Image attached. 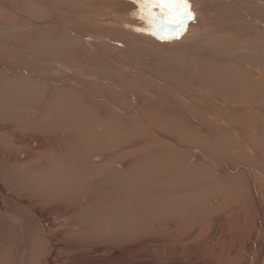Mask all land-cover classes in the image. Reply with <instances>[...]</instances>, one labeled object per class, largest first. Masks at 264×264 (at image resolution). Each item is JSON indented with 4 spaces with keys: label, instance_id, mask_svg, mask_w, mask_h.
Returning <instances> with one entry per match:
<instances>
[{
    "label": "bare ground",
    "instance_id": "6f19581e",
    "mask_svg": "<svg viewBox=\"0 0 264 264\" xmlns=\"http://www.w3.org/2000/svg\"><path fill=\"white\" fill-rule=\"evenodd\" d=\"M93 1L94 0H92V3L91 1L90 3H88L82 0L79 1L78 0H11L9 5V3L7 4L3 2V0H0V49H2L0 52V128H2L0 129L2 130L0 131V168H1L0 169L1 170L0 172V210H1L0 242L5 240L4 241L5 248L7 245H8L7 247H9L12 240L10 241L5 239L7 236L10 237L11 235L20 234L23 231L28 232L27 235H30L29 233H31L32 230H35V232L37 231V233L44 235L45 237L47 236L48 237L47 239H50L48 244L49 249L47 250V252H45V256L43 257L44 258L43 264H50L52 258H56L57 260H63V262L71 261L77 255L76 253L83 252L87 249H83V247L81 249L79 247V245H81L80 244L81 241L80 243L79 241H75V243L71 244V246L67 245L66 243L62 244L61 249L65 250L66 248V251L67 250L69 251L68 254L67 253L61 254V258L57 257L59 255L56 256L54 254V250H56L57 252L60 250H57L58 243H56L54 239H53L54 241L52 240L53 235L54 237L59 238L58 234L61 235L62 230H65L66 228L69 227L75 229L74 226H70V225L68 226L67 217L65 218V216H62L56 218L55 213L58 210V208H60L59 209L60 211L63 210L68 214H70L71 218L74 215L76 216L85 215L83 216L81 222V225L83 226H79L80 229L78 228V226H76L79 231L76 232L75 234L72 233V235L74 236H79L78 234L79 232L82 233L84 231V228H88L87 224L85 223V220L93 219L95 217L93 214H88L89 212H92L91 209H93L94 207L97 209L96 214L103 218L102 219L103 221L101 222H103L104 232L108 234L107 240L110 241L113 245H115L116 248L118 247L124 248V252L126 249V251L129 250L130 254L132 253L134 255L135 252H137V250L141 248L140 247L141 243H144L145 245H149V248L151 250L154 251L164 250V252L166 250L173 251L175 247L178 248L179 251L184 252L185 250H188L187 245L188 246L190 245L189 247L191 249H194L195 254L198 255V262L199 260L200 261L202 260L203 264H217L216 257H213L210 262H207L205 258L206 250L211 251L210 254L217 253L216 251L213 250L214 247L217 245L219 248L221 247V245H223V241L220 238H218L219 236L216 235V233L214 234L213 224L215 222L214 220L215 218L209 221H205V219H207L206 214L204 216V219L202 218V216L200 218H195L196 221L202 220L203 225L202 228L200 227L201 231L199 232H196L195 228H191L194 226L193 222L190 223L189 226L187 225V227L185 228V222L188 219L184 218L186 214H184L183 212L185 211L186 213L187 210L184 209L183 211L182 208H184V206H186L187 203H189L190 200H192L194 195H198L200 191L198 192L199 189L197 188L191 191L187 182L186 183L180 182L176 178L177 176H181L183 178H188V179H190L191 177L187 175L188 172H186V170H184V168L181 167L178 157H177L178 162L176 161L173 162L174 161L173 159L164 161V159L150 160L149 157L146 156L142 157L141 155L142 143L138 138V133L136 132V129H134L133 127L131 128V126L125 125L124 122L120 121V119L121 120L124 119L118 118L120 121L119 123L104 122L101 124L95 123L96 125L94 124V122L86 123L87 125H85L84 123L82 124L76 123L75 121L78 120V118L81 116V113L79 114L80 115L79 117L78 115L75 116H68V114L61 115L60 111L62 110L59 111L57 109V106L53 108L54 105H57V103H53L54 101H56L55 100L56 96L51 95L52 97H50L49 102L41 104L44 105V108H42L44 109V112L46 107L49 108L48 110L50 111L52 110V112L48 114V116H46L45 114L46 112L44 113L42 109H41L42 110L41 113H38L36 112V110H34L33 113L26 116L19 114H12V113L10 114L8 112L9 104L11 105V102L9 101L11 97H15L19 94L25 96L29 95V89H31L30 85L32 84V82L35 84L36 82L38 83L40 82L39 77L41 78V73L43 72H41L38 69V67L39 65L42 66L40 63L45 64L46 62H48V61L45 62L43 60L44 57L50 56L53 59L54 58H57L59 60L65 59L64 61L67 64H73L76 61V58L74 57L83 56L90 60L87 61L90 62L88 63V66L84 68L86 70H89L90 67L93 66V63H95L96 61L94 60L95 58L92 59V56L88 54L86 50L81 49L82 47L72 49V54H70L69 50L71 49L73 43H75L74 39L72 38L73 35L71 36V34H69L68 31H63L62 29H59L61 27L46 28L45 27L46 25H50L48 23L49 19H47L46 22H43V24L41 22L36 24L35 23L30 24L28 22L27 24L25 20L19 19L20 20L19 21L17 18H16L17 21L13 22L14 18L7 12L8 10L5 9L9 7H11L12 9L13 7H15L16 9L20 10L21 8L25 7L26 10L29 9L30 11L36 13L34 14L35 15L34 20L36 15L37 18L38 17L43 19L48 17L52 18L50 16L53 15H51L52 13H49V11L57 14H61L63 10H66V12L63 13L67 15L68 21L65 20L63 22L72 24L73 21L75 20L74 24L75 23L80 24L81 22V24H86L87 26H89V28L90 27H92V29L98 28L99 30H109L110 26L114 27L116 28L115 32L117 33L119 38H123V40L128 39L130 45L129 47L130 53L141 54L143 56L142 59H145L144 63L153 66L154 68H152V71L157 75L158 73H164L166 71L170 72V70L173 72L174 70L177 73H182V77L184 76L185 78L187 74H184L183 72H189V75L193 76L194 80L198 83V86L201 87L202 90L206 91L212 89L213 91L216 90L218 94L222 95V94H226L227 92L225 90H229V88L237 81L238 83L241 81L243 83L247 82L248 86L246 87V90L248 89L254 90L257 88L256 83L264 80L261 76L263 75L262 71L260 73L261 74L260 76L257 75L258 77H256L255 75L254 77L253 73H256L257 72L256 70H254L255 72L253 71L252 73V71L250 72L249 69L247 68H244L247 70H243V71L240 70L242 68L240 69L236 68V65L242 66L244 62L241 60V58H239L241 54L238 53L236 49H234L235 42H238L236 46L238 44L241 45L247 44L248 46L249 44L255 45L257 37L259 38V41L260 40L263 41L262 45L264 46V27L258 24V22L264 20V0H211L213 4H207L204 7L202 5H198V11H201L200 17L201 18L203 17L205 21L203 20L200 23H196L193 25V27H191V29L188 28L187 31H183V32H178L175 28L158 29L161 31V33L162 32L165 33V35L161 34L163 36H160L157 33H156L157 35H155L154 32L152 31L154 27L148 24L147 22H145V20L139 19L142 22L141 25L143 27L138 25L137 28H134L131 25L134 26L135 24L130 25L131 18L132 17L137 18L136 16L138 15H134V14L140 11L134 0H100L104 2V3L102 2V4H94ZM189 1L190 0H188V3L190 4L191 1L190 2ZM77 3H78V7L80 8L76 7ZM243 3L249 5L250 7L258 6L261 4L260 6H263V10L261 9L262 10L261 13L259 12L261 15L251 14L248 12L249 9L246 10L245 13L241 14L240 7H238V5ZM110 7L112 8L113 11L128 10V13L127 14L121 13L117 17L113 15L114 12H111L109 10ZM42 9H44L46 12L42 11ZM153 11L157 12L158 10L154 9ZM25 12L29 13V11H25ZM70 18L73 19V21ZM77 20L79 23L76 22ZM51 21L53 22L54 20L52 19ZM203 24L207 25L206 29L203 28L204 27ZM30 25L31 26L33 25L31 29L32 31L29 28ZM198 28H200V30H204V32H202L201 34H195L196 35L195 38L200 39L201 41L205 40L204 43H201V41L198 42V40L196 41L194 40V38L189 37L191 35L190 32L192 30L196 32ZM146 32H150L151 36L152 35L153 36L152 37L147 36L148 33L146 34ZM88 35L85 37L86 41L90 40ZM165 36L166 38H163ZM60 37L63 38L61 39ZM242 37H244L245 41L242 39ZM152 38L160 39L159 42L160 44L155 42ZM176 39L183 40L187 44H191V45L195 44L194 46L197 45L200 47V49H203L205 52L204 54L206 53L208 54V55L206 54L207 57L205 58L207 60L206 63L205 64H202L201 62L197 63L198 61H200V55H201L200 52L199 53L196 52L195 54H192L197 56L194 57V59H198V60L190 59L191 58L190 54L188 55V53L186 52L187 49L186 43H185L186 45L182 44L180 48H171L172 45H175V43H177L175 42ZM162 42L164 44H161ZM142 44H148L153 47H148ZM155 44H158L159 47L161 48L155 47L154 46ZM202 44L206 48H210V50H208L207 52L206 49L202 47ZM3 49L5 50L3 51ZM68 53L70 54V56ZM204 54L202 53V55ZM147 55L149 56V58ZM254 57H256V60L259 61V64L262 66L263 64L261 63L263 62L264 59L263 53L260 56H254ZM237 59H239L238 61L239 63L234 61ZM182 60H184V62ZM95 65L97 66L95 69L96 71H98L100 81H103L104 78L108 77L106 76V73L114 74L113 70L115 69H113V67L107 68L105 62H100V63L97 62L96 64H94V66ZM19 66H22L20 68L21 70L19 69ZM72 66L75 67V65ZM239 66L237 67L239 68ZM58 67L61 68L62 66L58 64ZM235 70L237 72H235ZM167 74H163V75L167 77L168 80H170ZM256 74H258V72ZM208 79H212V81H207ZM171 81H173L171 82L173 89L179 86L174 79ZM179 89L185 92L184 90L185 88L182 89L181 87H179ZM153 91H156V93L160 92L158 89H153ZM54 93L55 92L53 91L51 92V94L53 95ZM56 93L59 94V91H57ZM58 97L60 98L58 107L64 106L65 108L71 102L70 99H72V97L70 98L68 93L60 94V96ZM131 99L133 101H136L135 97L133 96L131 97ZM36 105L38 104L36 103ZM33 107L36 108V106ZM37 107L38 109H40L39 105ZM18 110L19 109L17 108V113L19 112ZM112 115L114 116L115 114ZM60 119L63 122H61ZM71 121H74V123ZM153 132L155 133V131ZM34 137L39 138L40 142H38ZM47 137H50L51 141H47ZM35 145H37L36 148L33 147ZM158 148H162V147L159 146ZM177 148L179 149V147ZM49 152L54 154L56 157H58L55 160L56 164L59 165L57 168L56 166L54 167L52 166L51 164L53 163L52 158L51 160H48L49 162L43 163L44 154ZM238 152L239 151H237V153ZM183 159H187V158H183ZM144 165L151 167L156 166L158 170L154 169L155 167L153 168V173L154 172L157 173L154 176L159 175L161 177H159L157 181L155 180L156 182L147 181L146 179L144 180L141 177V173L142 171H144L143 169H145ZM189 171L191 172V170ZM11 182H13V184H11ZM150 187H152V189ZM12 188L16 192H18L20 196L22 195L23 198L14 195L12 192ZM240 195L242 196V194H239V197L241 198ZM162 197L164 198V202H162L161 204L160 202L163 201L161 200ZM242 197L244 198L245 196ZM36 198L38 199L41 198L39 199L41 200V202L45 200V204L46 202H51V207L47 208L46 212H43L42 208L36 207L37 203L35 204V206L33 205L32 200H35ZM5 199H8V202L10 203L14 202L13 204L17 202L16 205L22 207V209H24L25 211L27 210L26 213H28V218L26 217L25 223L20 222V220L17 217L15 218L14 214H12L7 209L8 207L4 202L6 201ZM216 200L217 201L214 202H219L217 198ZM43 202L42 204H44ZM174 202H176L177 204ZM157 204L161 208H163V210L164 207H166L167 211H166L165 220L158 219L154 221L155 218L152 217L153 220L151 222L148 221L145 222V224H143L141 219L142 209L145 207H150V205L152 208H155ZM172 204L173 206H171ZM58 205L60 207H57ZM25 206L26 208H24ZM171 207H173L172 211L175 208V210H177L181 214L183 213L182 215L184 217L183 216L182 217L184 218L183 220L185 221V222L184 221L179 222L180 225L178 224L174 225L175 228L173 227V224L170 220L171 215L169 217V211H171L170 209ZM262 209L260 210V212L262 211ZM172 211L170 212L171 214ZM210 212L212 213V211ZM45 213L48 214L46 215ZM97 215L96 217H98ZM31 216L34 219L33 222L30 221ZM7 217L8 218L10 217L12 219V222L6 221L5 219ZM187 217H188V213H187ZM228 218H230V216ZM237 218H238V214H237ZM238 219L241 220L242 218H238ZM50 220L52 221L50 222ZM54 222L57 225H55ZM188 223L189 222L187 221L186 224ZM75 225L78 224L75 223ZM143 230H145V233L143 232ZM174 230L177 231L175 234L176 238L175 236H173ZM181 231L184 232L181 234ZM237 231L234 232L236 233ZM254 231H256V229H254ZM259 231L261 232V230ZM4 235L6 236L4 237ZM55 235H57L58 237ZM90 235H86L85 237H83L82 241L84 243L87 242L91 243L92 240H95ZM61 236L64 235L62 234ZM99 238L101 239V236ZM236 247L231 248L229 252V260L233 261L236 264H248L247 262L248 259H246L247 256L244 254L240 255L239 250L241 249ZM96 249L92 251L94 252L96 251ZM6 251L8 252V250ZM108 251L110 252V250ZM34 252H32V254ZM88 252H86V254H88ZM187 253L189 252L187 251ZM185 254L186 253H184L183 255ZM8 255L9 252L7 256ZM8 258L9 257H7V260L9 261L10 258L9 259ZM123 258L125 257L123 256ZM189 259L191 260V258ZM92 261L90 262L91 264L93 263ZM5 263H6L5 260L0 259V264H5Z\"/></svg>",
    "mask_w": 264,
    "mask_h": 264
},
{
    "label": "rangeland",
    "instance_id": "374dc122",
    "mask_svg": "<svg viewBox=\"0 0 264 264\" xmlns=\"http://www.w3.org/2000/svg\"><path fill=\"white\" fill-rule=\"evenodd\" d=\"M82 1H86L88 3H90L91 1L92 3V0H82ZM190 1L189 2L191 4V11L193 13L194 18L188 22L186 29L184 31H187L188 28L191 29V27H193L194 24L200 23L201 21L204 20L203 17L202 18L200 17L201 11H198V5H202L204 7L207 4H213L211 0H206V1L190 0ZM3 2L7 4L9 3L10 5L11 0H3ZM93 2L94 4H102L103 1L94 0ZM260 5L250 7L249 5L243 3V4L238 5V7H240L241 14L245 13V11L249 9L248 10L249 13L255 14V15H261L260 13L263 10V6H260ZM76 7H78V3L76 4ZM5 10H8L7 12L14 18L13 22L17 21L16 20L17 18L18 20L19 19L25 20L27 24L28 22L30 24L31 23L36 24L39 22L43 24V22H46V20L49 19L48 23L50 25H46L45 26L46 28L61 27L59 29H62L63 31H68L69 34H71V36L73 35L72 38L74 39L75 43H73L71 49L69 50L70 54H72V49L82 47L81 49L86 50L87 53L92 56V59L95 58L94 60L96 61L95 63H93V66L90 67L89 70H86L84 68L88 66V63L90 62H87V61H90V60L83 56L74 57L76 58V61L73 64H67L64 61L65 59L59 60L57 58L53 59L50 56L44 57L43 60L45 62L46 61L48 62H46L45 64L40 63L42 66L39 65L40 68L38 67V69L41 72H43L41 73V78L39 77L40 82L39 83L36 82V84L33 82L32 84L30 83L31 89H29V95L25 96V95L19 94L15 97L10 98L9 101L11 102V105L9 104V109H8V112L10 114L12 113V114H19V115L26 116V115H30L31 113H33L34 110H36V112L38 113H41L42 110L44 112V109H42L44 108V105H41V104L49 102L50 97L56 96L55 97L56 101H54L53 103H57V105H54V106L52 105V106L53 108L57 106V109L59 111L62 110L60 111L61 115H64V114L65 115L68 114V116L78 115L79 117L80 116L79 114L81 113V116L78 118V120L75 121L76 123H80V124L84 123L85 125H87L86 123H91V122H94V124L95 123L101 124L104 122L105 123H108V122L119 123L120 121H122L124 122L125 125L131 126V128L133 127L134 129H136V132L138 133V138L140 139V142L142 143V146H141L142 157L144 156L149 157L150 160L164 159V161L173 159L174 160L173 162L175 161L178 162L177 159L179 158L181 167H183L184 170L188 172L187 175L191 177L190 179L183 178L181 176H177L176 178L180 182H185V183L187 182L191 191L195 190L196 188L199 189L198 192L200 191L198 195H194V197L192 198L193 201L190 200L191 204L189 202L187 203L186 206H184V208H182L183 211L184 209L187 210L186 213L185 211L183 212L184 214H186L185 217L182 215L183 213L181 214L180 212L175 210V208L173 209V211L175 212L172 211L173 207L170 208L172 211V214L174 213L172 215L170 213L171 211H169V217L171 215L170 220L173 224V227L175 228L174 225L176 224L180 225L179 222H183L184 221L183 219L187 218L188 220H186V222L184 221L185 228L187 227V225L189 226L190 223L193 222V225L196 227L193 226L191 228H195L196 232H199L201 231V228L203 225L202 220L196 221L195 218H200L202 216V218L204 219V216L206 214V218L208 220L205 219V221H209L215 218L214 219L215 222L213 224L214 234L216 233V235L219 236L218 238H220L223 241V245H221V247L218 248L217 245L214 247L213 250L216 251L217 253L210 254L211 251L206 250L207 257L205 256V258L207 262H210L213 257H216L217 264H236L233 261L229 260V252L231 248L233 247L235 248L236 246H238L236 248L241 249L239 250L240 255L244 254L247 256L246 259H248L247 261L248 264H255V263L264 264V157H263L264 156V80L256 83L257 88L254 90H249V89L246 90V87L248 86L247 82L243 83L241 81L238 83L237 81L229 88V90H225L227 92L226 94L220 95L217 93L216 90L213 91L212 89L204 91L201 89V87L198 86V83L194 80L193 76L189 75V72H183L184 74H187L186 76L187 78L186 77L184 78V76L182 77V73H177L174 70L173 72L170 70V72L166 71L164 73H158V75L160 74L158 76L156 73L152 71V68H154L153 66H150L144 63L145 59H142L143 56L141 54L130 53V50H129L130 45H129L128 39L123 40V38H119V36L115 32L116 28L114 27L110 26L109 30H99L98 28L92 29V27L89 28V26H87L86 24H81V22L80 24L82 26L77 23L74 24L75 20L73 21V19L71 18L70 19L73 21L72 24L63 22L65 20L68 21L67 15L63 13V12H66V10L62 11L61 14L63 15L49 11V13H52L51 15H53V16H50L52 18H49V17L45 19L40 18V17L37 18V15H36L35 20H34V16H35L34 14L36 13H34L33 11H30L29 9L26 10L25 7L21 8L20 10L16 9L15 7H13L12 9L11 7H9V8H6ZM109 10L111 12H114L113 15L117 17L121 13L122 14L128 13V10H125V11L123 10L115 11L114 10L113 11L111 7L109 8ZM157 10H158L157 12L159 13V9ZM25 11H29V13ZM42 11L46 12L44 9H42ZM32 13H33V16H32ZM136 17L137 18H134V17L131 18L130 25L135 24L134 26L131 25L134 28H137L138 25L143 27L141 25L142 22L139 20L140 18L138 16ZM50 19L51 20L53 19L54 21L52 22ZM263 21L264 20H261L260 22H258V24L261 25L262 27H264ZM76 22H78V20ZM203 26H204L203 28L206 29L207 25L203 24ZM32 27L33 25L32 26L30 25L29 27L30 30L32 29ZM152 31L154 32L155 35L157 34H159L160 36L165 35V33L163 32L161 33V31L156 28H154ZM196 32L192 30L190 32L191 35L189 37L194 38V40L196 41L198 40V42H200L201 41L200 39L195 38L196 36L195 34H201L202 32H204V30H200V28H198ZM147 33H148L147 36H151L150 32H146V34ZM74 35L77 36L78 38L75 37ZM87 35L90 38V40L88 41H86L85 39ZM60 38L62 39L63 37H60ZM163 38H166V36ZM152 39L157 43L160 42V39H156V38H152ZM242 39L245 41L244 37H242ZM204 41H201V43H204ZM175 42L177 43H175V45H172L171 48H180L182 44L186 43L183 40H179V39L178 40L176 39ZM237 43L238 42L234 43V49H236V51L241 54L239 58H241V60L244 63L242 66L236 65V68L237 69L242 68L240 69L242 71L249 69V71L250 72L252 71V73L254 70H256L258 74H256L257 72L253 73L254 77L255 75L256 77H258L257 75L260 76L261 71L263 72L262 74L264 75V59H263V62L261 63L263 65L261 66L259 64V61L256 60V57H254V56H260L262 53L264 56V50H263L264 46L262 45L263 41L262 40L259 41V38L257 37L255 45L249 44L248 46L247 44H243V45L238 44L236 46ZM161 44H164V43L162 42ZM142 45L153 47L148 44H142ZM190 45L191 44L186 45L187 47L186 52L188 53V55L190 54V57H191L190 59L198 60V59H194V57H197V56L192 55V54H195L196 52L197 53L200 52L201 53L200 61H198L197 63L201 62L202 64H205L207 61L205 59L207 57L206 56L207 53L204 54L205 53L204 50L200 49V47L197 45L194 46L195 44H192L193 46L191 45L192 48L190 47ZM154 46L159 47L158 44H155ZM202 47H204L207 52L208 50H210V48H206L203 44H202ZM1 50L2 49H0V52ZM4 50L5 49H3V51ZM202 53L204 55H202ZM182 61L184 62V60ZM234 61L239 63L238 62L239 59L234 60ZM97 62L98 63L105 62V64L107 65V68L113 67V69H115L113 70L114 74L106 73V76L108 77L104 78L103 81H100L98 71H96L95 69L97 66L96 65L94 66V64H96ZM58 64L62 67L61 68L58 67ZM72 65H75V67ZM237 66H239V68ZM21 67L22 66H19V69ZM244 68H247V69H244ZM235 72L237 71L235 70ZM163 74H167L170 80H168L167 77H165ZM263 75L261 76L264 79ZM172 78L179 85L175 87V89L172 88V84H171V82H173L171 81L173 80ZM207 81H212V79H208ZM127 84H130V85H127ZM179 87H181L182 89L185 88L184 89L185 92L179 89ZM33 88H35L36 91ZM53 88L54 89L56 88V89L54 90ZM152 88L158 89L160 92L156 93V91H153ZM52 91L55 92L54 95L51 94ZM57 91H59V94L56 93ZM63 93L64 94L68 93L70 98L72 97V99H70L71 102L66 107L67 109L64 106L58 107L59 102H60L59 100L60 98L58 96H60V94H63ZM132 96L135 97L136 101H133L131 99ZM28 98H31L32 100ZM34 102H36L40 106V109H38L37 107L38 105H36V103ZM30 105L32 107L36 106V108L35 107L32 108ZM17 108L19 109L18 113H17ZM48 109L49 108L47 107L45 108L46 113L45 112L44 113L46 114V116H48V114L52 112V110L50 111ZM76 111L78 112V114ZM70 113H73V114H70ZM112 114H115V115L113 116ZM118 118L119 119L122 118L124 120L120 119L119 121ZM71 122L74 123V121H71ZM190 123L194 125H191ZM153 131H155V133ZM34 138L38 142H40L39 138L37 137H34ZM47 141H51V138L47 137ZM159 146L162 147L163 149L158 148ZM33 147L36 148L37 145ZM177 147H179V149ZM237 151L239 152L237 153ZM43 157H44L43 163L49 162L48 160H51L52 158V161L54 163V164L51 163L52 166L53 167L56 166V168L59 166L56 164V161H55L58 157H56L54 154L49 152V153L44 154ZM183 158H187V159H183ZM144 168H145L143 169L144 171H142L141 173V177L144 180L146 179L147 181L156 182L159 179V177H161L159 175L154 176L157 173L155 172L153 173V168L158 170L156 166L151 167V166L144 165ZM189 170H191L192 173ZM11 184H13V182H11ZM150 188L152 189V187ZM149 189H146V190H149ZM12 192L17 197L20 196L19 193L16 192L13 188H12ZM239 194H242V196H245L244 198L246 199H244L241 195H240L241 196L240 198ZM20 198H23V196L21 195ZM216 198L218 199L219 202H214V201H217ZM39 199L36 198L35 200H32L33 205L35 206V204L37 203L36 207L37 208L40 207L42 208L43 212H46V209L51 207V202H46L45 204V200H43L44 202L43 201L42 202L44 204H42L41 200ZM5 200L6 201L4 202L8 207L7 209L12 214H14L15 218L17 217L20 220V222L25 223L26 217L28 218V213H26L27 210L25 211L24 209H22V207L16 205L17 202L13 204L14 202L10 203L8 202V199H5ZM161 200H160L161 201L160 203L162 204V202H164V198L162 197ZM171 206H173V204ZM57 207H60V206L58 205ZM24 208H26V206ZM59 209L60 208H58V210L55 213L56 218L62 217V216H65V218L67 217L68 226L69 225L74 226L75 229L69 227V228H66L65 230H62L61 233L64 236H61L62 234L61 235L58 234L59 238H56L53 235L52 240L54 239L55 242L58 243L57 250H60L58 252L54 250V254L56 256L59 255L57 257H60V258H61V254H65V253L68 254L69 251L68 250L66 251V248L65 250L61 249L62 244L66 243L67 245L71 246V244L75 243V241H79V243L81 241L80 244L82 246L79 245V247L81 249L82 247L83 249H87V250L89 249L88 250L89 252L85 250L83 252L76 253L77 255L71 261L63 262V260H57L56 258H52L50 264H59V263L60 264H91L90 262L92 260H94L92 261L93 262L92 264H141V263L142 264H191V263L192 264H203L202 260L201 261L199 260L198 262V255L195 254L194 249H191L189 247L190 245L189 246L187 245L188 250H185L184 252L179 251V249L176 247L174 248L173 251L166 250L164 252V250L162 251L151 250L149 248V245H145L144 243H141L140 245L141 248H139L137 252H135L134 255L132 253L130 254L129 250L126 251V249L124 252V248L122 247L116 248L115 245H113L110 241L107 240L108 234L104 232L103 222H101L103 221L102 220L103 218L96 214L97 209L94 207L93 209H91L92 212H89L88 214H93L95 217L93 219L85 220V223L87 224L88 228H84L85 232L84 231L82 233L79 232L78 233L79 236H74L72 235V233L75 234L76 232L79 231L76 226H78V228L79 226H83L81 225V222H82L83 216L85 215H82V216L74 215L71 218L70 214H68L67 212L63 210L60 211ZM261 209H262L261 212L263 213L260 212ZM166 211H167L166 207H164V210H163V208H161L158 204L155 206V208H152L151 205L150 207L143 208L142 209L143 213L141 212V219H142L143 224H145V222H148V221L151 222L153 220L152 217L155 218L154 221L158 219L165 220ZM210 211H212V213ZM0 213H1V210H0ZM187 213H188V217H187ZM45 214L47 215L48 213H45ZM237 214H238V218H242V219L244 218V219L243 220L238 219ZM96 215L98 217H96ZM229 216L230 218H228ZM31 218L32 216L30 217V221L33 222L34 219L33 218L31 219ZM5 220L12 222V219L10 217L9 218L7 217ZM51 221L52 220H50V222ZM187 221L189 222L188 224H186ZM75 223H77L78 225H75ZM55 225L57 224L55 223ZM258 226L260 227V229ZM254 229H256V231H254ZM259 230H261V232ZM234 231H237V232L235 233ZM143 232L145 233V230H143ZM176 232L177 231L174 230L173 236H175V238H176V235H175ZM183 232L184 231H181V234ZM27 234L28 232L23 231L20 234L11 235L13 236V237L10 236L11 238L7 236L5 239L10 240V241L12 240L9 247H7L8 245L6 244L7 249L5 248V243H4L5 241L4 237L6 235H4L3 237L4 241L0 242L1 243L0 248L1 247L3 248V249L1 248V251H0L1 253L0 259L5 260L6 262L5 264H22L23 262H24L23 264H27V263L28 264H43V259H44L43 257L45 256V252H47V250L49 249L48 244H49L50 239H47L48 238L47 236L45 237L44 235L37 233V231L35 232V230H32L31 233H29L30 235H27ZM86 235L92 236L95 240H92L91 243H88V242L84 243L82 241V238L85 237ZM100 236H101V239L99 238ZM21 247H22V250H21ZM5 249L8 250L9 252L8 256H7L8 252ZM95 249L96 251L93 252L92 250H95ZM108 250H110V252ZM245 250H246V253H245ZM187 251L189 253H187ZM32 252L34 253L32 254ZM86 252H88V254H86ZM184 253L186 254L183 255ZM254 255L257 256L258 258L255 257ZM20 256L22 257V260ZM123 256L125 258H123ZM7 257L10 258V259L8 258L9 261L7 260ZM189 258H191V260Z\"/></svg>",
    "mask_w": 264,
    "mask_h": 264
},
{
    "label": "snow or ice",
    "instance_id": "6c2138e0",
    "mask_svg": "<svg viewBox=\"0 0 264 264\" xmlns=\"http://www.w3.org/2000/svg\"><path fill=\"white\" fill-rule=\"evenodd\" d=\"M140 11V19L156 29L175 28L178 32L186 29L193 13L188 0H134ZM159 9V13L153 11Z\"/></svg>",
    "mask_w": 264,
    "mask_h": 264
}]
</instances>
